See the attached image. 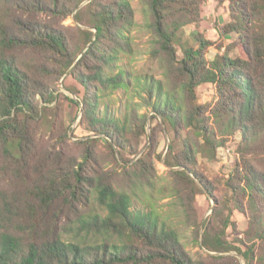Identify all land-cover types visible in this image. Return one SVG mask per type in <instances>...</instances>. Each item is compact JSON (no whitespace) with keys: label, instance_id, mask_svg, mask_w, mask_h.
Instances as JSON below:
<instances>
[{"label":"trees","instance_id":"1","mask_svg":"<svg viewBox=\"0 0 264 264\" xmlns=\"http://www.w3.org/2000/svg\"><path fill=\"white\" fill-rule=\"evenodd\" d=\"M205 2L141 0L147 53L165 65L155 79L130 65L141 29L131 0H0V264H197L172 208L160 213L158 201L179 192L191 208L197 195L215 199L197 159L214 160L230 138L223 206L246 218L253 243L242 252L226 241L227 216L220 228L204 225L202 246L264 264V0H216L227 6L223 33L235 38L212 60L214 43L185 32ZM68 19L85 28L63 32ZM59 81L78 100L64 98L80 107L85 140L70 142ZM206 84L215 98L200 105L196 90ZM117 92L123 117L101 115ZM156 162L174 187H157Z\"/></svg>","mask_w":264,"mask_h":264},{"label":"rangeland","instance_id":"2","mask_svg":"<svg viewBox=\"0 0 264 264\" xmlns=\"http://www.w3.org/2000/svg\"><path fill=\"white\" fill-rule=\"evenodd\" d=\"M88 1L83 2L75 11L79 12L83 6L87 4ZM133 9L135 10V19L139 24V31L133 33L135 36V44L137 50V56L132 62H130L132 68L139 72L142 75L153 76L155 79H162L164 73V63L151 56L147 53L149 36L144 29L145 19L141 13L142 4L141 0H131ZM79 18L82 20V23H87V14L85 12L80 13ZM228 22V12L227 6L218 5L216 0H206L202 6L201 20L198 24L188 26L185 29L186 34H198L204 37L205 39L212 41L214 45L208 49L206 58L212 60L218 55H221L224 52V47L230 45L234 41V34H225L223 33V26ZM62 27H65L63 32L70 34V27L77 26L85 28V26L79 25L78 23H73L71 19H68L62 23ZM69 30H68V29ZM63 29V28H61ZM221 47V48H219ZM237 50H231V57L237 55ZM128 62L124 60L121 65L127 66ZM129 67V66H127ZM59 101L63 103V118L65 127H68L69 132L68 136L71 138V143L74 141L85 140L88 137V133L84 131L79 126V121L81 117L80 107L76 104L68 105L65 102V97H70L71 99L76 100L73 95H70L68 92L63 90L61 87V81L57 84ZM197 102L200 105H206L212 103L215 98L214 87L211 85H202L196 90ZM107 107L105 108L104 103L100 107L101 115L107 113V115L113 116L115 118H122L126 112L125 97L121 92H117L111 99L105 102ZM43 127L40 123L33 126V130L39 131ZM42 129V128H41ZM150 130L147 129L149 134ZM172 137V134L166 131L165 134H160L157 145V153L164 155L167 152V147L169 145V140ZM145 140V139H143ZM146 143V140L145 142ZM237 144V138H230L226 145L217 150L216 157L214 160H205L202 158L197 159V170L199 173L209 181L212 185L214 192V198H207L205 195H197L193 201V208L189 207L187 200L185 199V193H178L176 197L171 199L159 200L158 208L160 213L168 214L169 208H172L175 216L172 217L170 222L172 224H177V229L181 234V242L183 243L187 253L197 264H245L244 258L233 251H228L226 253L219 252H208L202 246V235L204 225L210 223L211 227L215 229L220 228L222 221L228 216L232 226L228 227L225 232V239L233 247L239 248L242 252H246L247 248L253 243L248 236L245 234L247 230V221L240 213H238L231 203H228V206L224 207L225 203V191H224V182L226 180V174L230 168L231 163L234 160L235 148ZM148 145V142L147 144ZM73 153H76V150L73 148ZM33 160L30 161V168L32 171ZM174 170H177L175 168ZM31 171V172H32ZM156 171H157V187L160 189L166 183L174 187L172 180L168 178L167 168L156 162ZM177 189H182L178 184H175ZM181 191V190H180ZM136 209H140L138 205L135 204ZM184 209V212L182 211ZM213 210L215 213L213 215ZM186 215H185V214ZM180 217V218H179ZM171 218V217H170ZM182 221V223L180 222ZM179 221V223H178ZM169 224V223H168ZM235 226V227H233ZM72 228L64 233V238L71 239L74 238L73 233L71 232ZM199 230V231H198ZM198 231V232H197ZM220 231L218 229L216 232ZM199 235V237H198ZM217 258V260L211 259ZM219 257L223 259L218 260Z\"/></svg>","mask_w":264,"mask_h":264}]
</instances>
